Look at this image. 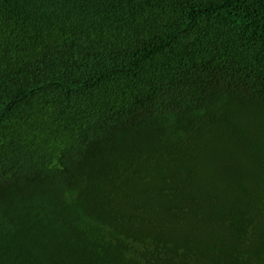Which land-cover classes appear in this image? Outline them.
I'll list each match as a JSON object with an SVG mask.
<instances>
[{"label": "trees", "instance_id": "obj_1", "mask_svg": "<svg viewBox=\"0 0 264 264\" xmlns=\"http://www.w3.org/2000/svg\"><path fill=\"white\" fill-rule=\"evenodd\" d=\"M0 264H264V0H0Z\"/></svg>", "mask_w": 264, "mask_h": 264}]
</instances>
